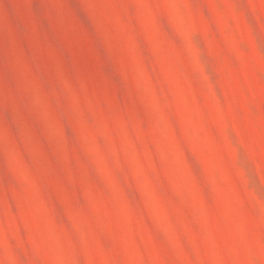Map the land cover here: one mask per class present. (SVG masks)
I'll list each match as a JSON object with an SVG mask.
<instances>
[{
  "label": "rangeland",
  "instance_id": "rangeland-1",
  "mask_svg": "<svg viewBox=\"0 0 264 264\" xmlns=\"http://www.w3.org/2000/svg\"><path fill=\"white\" fill-rule=\"evenodd\" d=\"M0 264H264V0H0Z\"/></svg>",
  "mask_w": 264,
  "mask_h": 264
}]
</instances>
